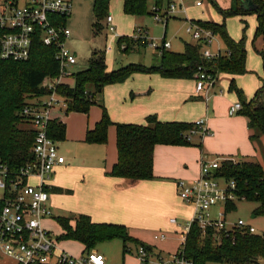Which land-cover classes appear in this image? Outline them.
<instances>
[{"label": "rangeland", "instance_id": "rangeland-1", "mask_svg": "<svg viewBox=\"0 0 264 264\" xmlns=\"http://www.w3.org/2000/svg\"><path fill=\"white\" fill-rule=\"evenodd\" d=\"M198 1L202 3L201 6H197ZM214 1L217 5L211 0L176 1L177 9L171 17L168 20L157 21L153 15L155 0H148V13L145 15L125 12L124 0H108L107 7L98 11H95L96 0H70L72 13L66 21V25L71 31V37L67 46L71 51L78 54L77 65L73 72L78 73L86 70L95 56L104 59L109 72L133 64L146 67L158 65L159 51L149 46H138L135 43L134 39L137 37L138 28L146 32L149 40L154 44L162 46L163 42H169L171 43L169 51L182 53L185 49V43L195 44L193 38L187 33L192 22L225 24L231 39L236 42L245 41L246 73L234 76L227 73L220 74V82L215 88L216 94L210 98V110L208 112L209 118H220L221 110L224 106L230 105L229 101L232 105L241 103L236 89L241 91L249 101L253 100L262 89L264 67L261 53L264 51V38L262 35H257L260 22L256 14H233L225 18L219 8L227 9L228 4H224L228 0ZM167 6L168 3L165 2L162 6L163 11L167 9ZM107 16L113 18L114 32L110 31L106 21ZM123 47H128V51H123ZM213 51L226 52L224 40L220 35L215 36ZM233 80L236 89L232 88ZM164 82L158 73H137L123 83L106 86L100 93L95 88L90 87L89 90L96 94V102L90 107L89 113L71 112L64 115L67 128L65 140L58 142L61 154L68 162L73 161L76 164H81L83 160H86L85 166L90 170L107 166L110 160L109 156L116 152V135L112 136L110 140L109 131L108 142L104 145L89 144L85 142V139L78 141L88 126L93 127L97 120L102 119L104 110L114 124L146 125V117L141 122L135 123L113 120V115L123 118L130 107L139 103L147 104L146 108L153 112L151 115L157 116L162 122L195 123L197 119L206 117L207 103L204 98L199 99L198 96L190 94L194 87L190 85L189 80L182 83L184 86L182 91L189 93V100L187 98L180 100L177 92L167 87ZM75 83L73 80L71 85L75 86ZM215 97H218L217 101ZM215 103L216 107H213ZM192 108L194 109L192 110ZM187 109L190 110L187 111ZM235 117L246 118L243 112L235 115ZM111 127L116 129L115 125ZM221 130L225 131V136L224 138L217 137L213 148L206 146L203 140L200 141L197 137L200 136L199 134L192 135V141L189 145L165 146L174 149H168L166 154L159 156L160 167L168 169L172 166L174 167L173 171H178L179 174L172 178L176 185L180 180H189L187 176H183L185 173L191 175L200 168L202 151V154L212 157V160L223 158L225 159L223 163L229 162L233 166L245 161L257 162L264 169V135L258 129L247 127L243 129L221 128ZM253 136H257V140L254 141ZM235 145H237L235 152H228L231 154L223 152ZM178 158H183L184 161L180 163ZM80 164L75 166L77 168L73 167L68 173L54 170L55 182L52 185L64 181L69 186L67 188L69 192L51 195V205L55 218L53 220L46 219L43 222L44 226L52 232L53 239L58 241V246L76 259L83 255V245L78 241L63 239V231L58 219L76 218L80 215L79 209L81 207L91 208L94 206L90 200L91 184L87 179H82L88 174V171ZM175 196L180 200L179 202L186 206L178 194L177 187ZM191 208L194 209L193 206ZM224 208V204H218L212 208L210 210L211 219L220 220L219 214ZM257 208L256 202L237 201L235 209L226 213L227 227L232 228L239 220H242L248 226L253 227L256 234L264 238V215L253 217ZM125 211L130 220L120 225L126 227L129 234L137 240V243H129L128 249L131 252L126 254L121 240L98 245L96 251L105 256L107 264H131V262L141 264L136 252L142 245L151 248L156 254L163 253V255L175 253L183 248L185 227L191 220H186L178 211L164 209L157 201L151 205L142 203V201L140 204L133 203L125 208ZM172 219H175L177 224H172ZM163 236L166 237V240L157 239ZM261 262L264 264V260Z\"/></svg>", "mask_w": 264, "mask_h": 264}, {"label": "trees", "instance_id": "trees-1", "mask_svg": "<svg viewBox=\"0 0 264 264\" xmlns=\"http://www.w3.org/2000/svg\"><path fill=\"white\" fill-rule=\"evenodd\" d=\"M165 2L169 4L170 0H155V5L162 7ZM107 4L108 0H96L95 11L106 8ZM219 9L225 18L233 14H256L260 22L257 35H262L264 0H232L229 8ZM124 10L134 15H145L148 13V0H124ZM65 21L67 20L64 19ZM196 24L223 38L226 55L220 56L215 62H208L202 58L199 44L185 43L182 53L163 51L156 66L133 64L112 72L107 70L102 57L95 56L86 70L75 73L76 83L73 88L67 85L58 88L59 95L68 103L65 113L88 114L90 107L96 102V94L89 90L90 87L100 93L106 86L123 83L137 73H158L164 79L179 80H194L199 66L206 67L212 73H227L233 76L246 73L245 41L236 42L231 39L225 24ZM125 51H128V47ZM55 52L53 48L43 46L37 41L27 62L0 61V160L13 172L19 171L33 159L31 148L35 131L20 113L29 100L48 94L41 85L48 76H56L59 72ZM261 56L264 67V51ZM231 85L235 88L234 80ZM236 90L242 105L239 113L243 112L246 116L250 129H258L264 135V77L263 87L253 100H247L241 91ZM112 125L116 126L118 161L109 175L134 182L156 178V146L189 145L192 140L188 139V134L195 129V123L162 122L155 115L146 118V125L114 124L104 110L100 122L86 133L85 142L107 144L108 130ZM48 133L54 141H63L66 138V125L55 119L50 123ZM200 137L203 140L201 135ZM252 138L257 140V136ZM200 147L202 148V145ZM221 175L236 181L240 195L258 204L254 217L264 215V169L259 163L245 161L233 166L225 162L222 164ZM226 208L228 212L232 211L235 204H228ZM58 222L63 231V239L80 242L84 247L83 254L94 251L100 244L115 240L123 242L126 254L130 252L128 244L137 243L125 226L94 223L87 215H79L75 219L60 218ZM184 252L193 264H262L264 238L256 233L237 229L227 233H217L209 229L203 234L199 227L193 224L185 240Z\"/></svg>", "mask_w": 264, "mask_h": 264}, {"label": "built area", "instance_id": "built-area-1", "mask_svg": "<svg viewBox=\"0 0 264 264\" xmlns=\"http://www.w3.org/2000/svg\"><path fill=\"white\" fill-rule=\"evenodd\" d=\"M176 1L182 0H170L165 11L163 7L155 5L153 15L156 20H168L177 9ZM201 5L198 1L197 6ZM71 13L70 0H0V61L27 62L32 56L34 44L40 41L43 46L56 51L55 60L59 67L58 74L48 76L41 85L48 94L29 100L20 113L35 131L31 148L32 161L13 172L0 160V253L16 264H106L104 256L96 251L83 254L78 259L68 255L43 224L44 220L55 218L49 184L55 167L65 163L57 142L48 132L50 123L55 120L53 112H65L68 107L67 101L59 95L58 88L63 85L71 87L66 81L75 80L73 71L78 54L67 46L71 31L64 22V19L70 18ZM106 21L110 31L114 32L112 16H107ZM187 33L201 46L200 53L204 60L215 62L220 56L226 55V52L213 51L216 35L212 30L192 22ZM262 36L264 38V26ZM134 40L135 43L141 42L156 49L160 54L171 48L169 42H163L162 46L154 44L141 28L137 29ZM219 78V73H212L206 67L199 66L194 79L196 93L204 94L206 100H209ZM241 109V103L235 104L230 108L229 115L234 116ZM194 134L203 138L211 135L204 119L195 123V129L188 134V139L192 140ZM224 160H212L204 155L200 161L199 176L193 180L177 182L179 196L195 210L192 220L185 227V240L193 224L203 234L209 229L217 233H227L230 229L256 233L253 227L242 220L232 228L227 227V205L246 199L240 195L236 181L221 175ZM218 204H224L225 208L220 211V220L214 221L210 210ZM171 223L177 224V221L172 219ZM157 239L163 241L166 237ZM184 244L182 249L165 256L140 246L136 255L141 264H193L185 255Z\"/></svg>", "mask_w": 264, "mask_h": 264}, {"label": "crops", "instance_id": "crops-1", "mask_svg": "<svg viewBox=\"0 0 264 264\" xmlns=\"http://www.w3.org/2000/svg\"><path fill=\"white\" fill-rule=\"evenodd\" d=\"M231 3H232V0H228L227 3L224 5L228 4V8H229L231 6ZM164 81L167 87L177 92V96L180 100L182 98H187L188 100L190 99L189 93L182 91L184 88L182 83H184V81L186 80L164 79ZM72 82H73L72 79H69L66 81V83L73 88L74 86L71 85ZM219 82H220V79H219ZM189 83L190 85H192V87H194L190 94L198 96L199 99L204 98L207 103L206 117L202 119L205 120L206 126L208 130L211 132V135L203 138V142L206 146L212 147L217 137L224 138L225 131L221 130V128H229V129L230 128H241L243 129V128L248 127V120L246 118H241V117L234 118L235 115L234 116L229 115V110L233 106L231 101H229L230 105L224 106L223 109L221 110L220 118L219 117L209 118L208 112L210 110V106H209L210 98L212 95L216 94L215 92L216 90L214 89L211 93L209 100H206V96L204 94L196 93L195 80H189ZM216 99H218V97H215V100ZM141 105H144V104L139 103V104L134 105L133 107H130L129 110H127L126 113L123 115L124 116L123 118L117 117V115L115 117L113 115V120L114 121L122 120L125 122L135 123V122H141L144 119V117L147 118L148 116H151V114H153V112H151L149 109L146 108L148 106L147 104H145L144 106H141ZM213 107H216V103H215V106ZM193 109L194 108H192V110ZM189 110L190 109H187V111ZM64 115H67L64 111L56 110L53 112L54 119L60 120L66 125ZM199 120L201 119H197L195 123ZM98 122H100V120H97V122L95 123V126ZM95 126L93 127L88 126L87 129H85V131L83 132L82 136L78 139V141H83L86 137V133L89 130H93ZM66 128H67V125H66ZM109 131H110V140H111L112 136L114 137L116 135V129L110 126L108 130V135H109ZM197 137L200 139V141H202L200 136H197ZM115 145H116V149H115L116 152L115 153L113 152L112 156H109L110 160L108 161V164L105 168H101V169L97 168L96 170H90L89 168L85 166L86 160H83L82 161L83 163L81 164L78 163L80 165H83L85 168H87L86 170L88 171V174L82 177V179L83 180L87 179L89 183L91 184L90 200L92 204L94 205L91 208L81 207L79 209L80 215L89 216L94 223L120 225L121 223L124 224L130 220V218L126 215L125 208H128L133 203L140 204L141 201L142 203H148L149 205L157 201L158 203H160L162 208L178 211V213H181L186 220H192L195 210L191 208L192 206L190 205L185 204L186 206H184L181 202H179L180 200L177 198V196H175L177 185L175 184V182L172 181V178L175 175L177 176L179 174L178 171H173L174 167L172 166H170L171 168H168V169H162V167H160L159 165V156H161L162 154H166L168 149H174V148H167L165 147V145L156 146L155 151H154V162H155L154 163V174L156 178L154 180L134 182V181L121 179L117 177H111L108 175L112 171L113 167L118 161L116 136H115ZM57 146H58V142H57ZM236 147L237 145L230 148L231 150L229 149L223 152L227 154H231L228 152H231V151L232 153L235 152ZM202 153L203 151L201 152V159L204 156ZM206 157L209 159L212 158L210 156H206ZM239 157L241 158V155H239ZM177 160L180 163L184 161L183 158H178ZM78 164H76L73 161L68 162L65 158V163L62 165L56 166L55 167L56 170L55 169L54 170L55 171L61 170L65 173H68L72 170L73 167L77 168L75 166ZM55 171L53 173V178L49 184L50 185V190H49L50 196L59 195L62 193H68L69 191L67 190V188H69V186L64 181H60L58 184L54 186L52 185V183L55 182ZM199 172H200V168L194 171L193 174L191 175L188 173H185V175L183 176H187L189 180H193L199 176ZM129 191H132V192H129ZM94 251H96V249ZM159 254L163 255V253H159ZM164 255H168V254H164ZM105 260L107 264V259L105 258ZM0 264H16V263L11 258L0 253ZM131 264H135V263L131 262Z\"/></svg>", "mask_w": 264, "mask_h": 264}, {"label": "water", "instance_id": "water-1", "mask_svg": "<svg viewBox=\"0 0 264 264\" xmlns=\"http://www.w3.org/2000/svg\"><path fill=\"white\" fill-rule=\"evenodd\" d=\"M254 217V216H253Z\"/></svg>", "mask_w": 264, "mask_h": 264}]
</instances>
